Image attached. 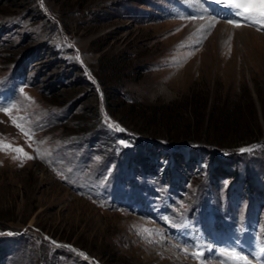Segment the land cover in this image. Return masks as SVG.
<instances>
[{
  "label": "rangeland",
  "instance_id": "rangeland-1",
  "mask_svg": "<svg viewBox=\"0 0 264 264\" xmlns=\"http://www.w3.org/2000/svg\"><path fill=\"white\" fill-rule=\"evenodd\" d=\"M204 1L0 0V264H264V27Z\"/></svg>",
  "mask_w": 264,
  "mask_h": 264
},
{
  "label": "snow or ice",
  "instance_id": "snow-or-ice-1",
  "mask_svg": "<svg viewBox=\"0 0 264 264\" xmlns=\"http://www.w3.org/2000/svg\"><path fill=\"white\" fill-rule=\"evenodd\" d=\"M227 7L235 8L237 11L233 13L235 16L242 18L244 21L248 22L250 25H259L261 27H264V0H232V3L227 5ZM227 23L233 25L234 27H241V24L237 20L228 19ZM215 21L211 22L208 27H214ZM203 28V26H201ZM258 30H260L258 28ZM184 45L181 44L180 47H183ZM23 91V90H21ZM3 111L10 112V109L4 108ZM19 120H23V117L18 118ZM107 121V117H106ZM13 123L16 124L18 128L22 132H24L25 135H30L28 131H26L20 123L17 122V120H13ZM109 127L114 128L117 131H123L122 128L119 127V125L114 124L110 121H108ZM123 143V141L121 142ZM6 147H10L6 145ZM16 152H21L22 149H14ZM248 149H241V151H245ZM39 152V150H37ZM27 155V154H25ZM14 159H18V156H14ZM27 158H31L28 156ZM59 174V173H58ZM141 234L147 233V236H144V239L148 244H156L161 241L152 239V234L155 233L156 235L162 236V234L157 229H147L143 228L140 230ZM55 243V241H53ZM173 248H177L178 245H173ZM198 247V246H197ZM180 251L184 252L186 255H191L193 258H197L198 256L202 255L200 252H192L189 253L187 249H180ZM222 254L227 256L229 260L232 262V264H251V262L247 259L246 256L240 255L236 251H227L222 250Z\"/></svg>",
  "mask_w": 264,
  "mask_h": 264
},
{
  "label": "bare ground",
  "instance_id": "bare-ground-1",
  "mask_svg": "<svg viewBox=\"0 0 264 264\" xmlns=\"http://www.w3.org/2000/svg\"><path fill=\"white\" fill-rule=\"evenodd\" d=\"M213 21H215L216 25L214 27H208V25ZM201 26H203V28ZM246 27L243 26L242 24H241V27L239 28L231 27L227 25L226 23H223L222 21H218V19L216 21V20L210 19L209 17H206V13H201V14H197L196 18L191 21V24L188 29L190 31H192L193 29H196V31H199V34L201 35H209V39L206 45H208L210 42L215 40L218 46L221 47L225 43H227L226 39L228 35H233L236 37L235 43L238 46H240L241 44H244L246 40H248L251 37L259 36V35H254L253 30L248 29Z\"/></svg>",
  "mask_w": 264,
  "mask_h": 264
},
{
  "label": "trees",
  "instance_id": "trees-1",
  "mask_svg": "<svg viewBox=\"0 0 264 264\" xmlns=\"http://www.w3.org/2000/svg\"><path fill=\"white\" fill-rule=\"evenodd\" d=\"M207 121H208V124H209V122H210V119H208ZM214 125H215V123H214ZM176 137H179V136H176ZM184 137H185V136H184Z\"/></svg>",
  "mask_w": 264,
  "mask_h": 264
},
{
  "label": "water",
  "instance_id": "water-1",
  "mask_svg": "<svg viewBox=\"0 0 264 264\" xmlns=\"http://www.w3.org/2000/svg\"><path fill=\"white\" fill-rule=\"evenodd\" d=\"M68 246L72 247L71 245L68 244Z\"/></svg>",
  "mask_w": 264,
  "mask_h": 264
}]
</instances>
